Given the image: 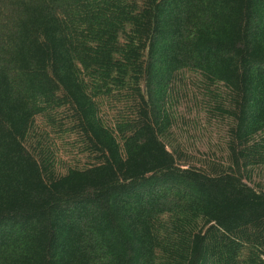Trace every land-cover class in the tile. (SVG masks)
<instances>
[{
  "label": "trees",
  "instance_id": "1",
  "mask_svg": "<svg viewBox=\"0 0 264 264\" xmlns=\"http://www.w3.org/2000/svg\"><path fill=\"white\" fill-rule=\"evenodd\" d=\"M0 264H264V0H0Z\"/></svg>",
  "mask_w": 264,
  "mask_h": 264
},
{
  "label": "rangeland",
  "instance_id": "2",
  "mask_svg": "<svg viewBox=\"0 0 264 264\" xmlns=\"http://www.w3.org/2000/svg\"><path fill=\"white\" fill-rule=\"evenodd\" d=\"M189 127H190V125H189ZM215 132H216L215 129L211 131V134L213 135V138H214ZM202 133H204L205 135H207L208 134V129H202ZM216 138L219 139L220 137L219 136H216Z\"/></svg>",
  "mask_w": 264,
  "mask_h": 264
}]
</instances>
